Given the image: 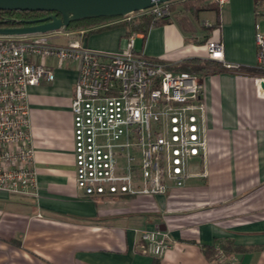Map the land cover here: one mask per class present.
<instances>
[{"label": "crops", "instance_id": "0c3cea01", "mask_svg": "<svg viewBox=\"0 0 264 264\" xmlns=\"http://www.w3.org/2000/svg\"><path fill=\"white\" fill-rule=\"evenodd\" d=\"M254 2H218V10L198 17L178 5L169 21L146 32L128 23L142 16L84 30L88 48L101 51L122 50L135 34L136 51L176 68L207 57L206 42L217 39L226 59L244 68L201 77L209 157L205 165L197 159L192 173L207 175L190 177L164 195L107 199L76 191L71 99L77 69L50 59L55 79L29 88L39 191H0V264H264V91L247 70L257 61L255 26L261 15ZM206 20L212 25L204 26ZM70 32L52 42L81 37ZM140 229L165 231L170 248L161 257L141 253ZM219 239L241 251L211 259L206 249Z\"/></svg>", "mask_w": 264, "mask_h": 264}, {"label": "built area", "instance_id": "2783aa9c", "mask_svg": "<svg viewBox=\"0 0 264 264\" xmlns=\"http://www.w3.org/2000/svg\"><path fill=\"white\" fill-rule=\"evenodd\" d=\"M226 0H218L224 3ZM170 2L130 13L122 20L171 13ZM264 10V6L262 8ZM260 15V14H258ZM264 16V14H261ZM206 27L212 24L203 21ZM255 26V81L264 80V31ZM67 44L47 33L0 35V191L38 195L32 134L30 87L55 79L58 66L75 63L77 78L71 99L75 188L85 197L164 195L185 186L193 162L209 157V126L200 75L179 70L175 63L135 50V34L125 48H88L84 30ZM208 59L222 69L241 71L226 59L221 40L207 42ZM41 215V214H39ZM140 252L161 257L171 246L160 229H140ZM219 252V259L223 257Z\"/></svg>", "mask_w": 264, "mask_h": 264}, {"label": "water", "instance_id": "95a60500", "mask_svg": "<svg viewBox=\"0 0 264 264\" xmlns=\"http://www.w3.org/2000/svg\"><path fill=\"white\" fill-rule=\"evenodd\" d=\"M174 0H0L1 10L49 11V14L27 20L22 26H0V35L47 33L68 27L71 22L94 17H123L154 5ZM256 86L264 91V80Z\"/></svg>", "mask_w": 264, "mask_h": 264}, {"label": "trees", "instance_id": "16d2710c", "mask_svg": "<svg viewBox=\"0 0 264 264\" xmlns=\"http://www.w3.org/2000/svg\"><path fill=\"white\" fill-rule=\"evenodd\" d=\"M217 0L210 2L205 0H174L170 1L171 8H174V5L180 4L182 6L181 9L184 11L190 12V14L194 15L195 17L199 16L201 11L207 9H216L218 10ZM255 5L258 14H264L263 9H259V4L264 5V0H255ZM174 10V9H173ZM49 14V11H23L22 10H1L0 9V26L2 27H12V26H22L25 21L39 19ZM122 17H94V18H86L77 20L75 22H71V24L66 27L65 29L72 31V30H86L87 33L92 32L94 28L100 26L107 21L121 19ZM172 18V13L161 16L155 17L151 15H144L141 17V21L136 23L135 21H128L129 24L134 25L135 29H141L143 31H147L148 28L152 25L164 23ZM221 64L218 61L211 60L208 58H192L187 62L183 63L182 65L178 66L177 69L179 70H186L193 73H200L201 76L213 74L219 71H222ZM244 69V68H243ZM247 69V68H246ZM248 71H256L255 67H251L247 69ZM209 257L214 260L218 253L223 252L227 255L232 254L236 251H241L238 249V246L232 244L231 240L229 239H219L213 246L207 247Z\"/></svg>", "mask_w": 264, "mask_h": 264}, {"label": "rangeland", "instance_id": "374dc122", "mask_svg": "<svg viewBox=\"0 0 264 264\" xmlns=\"http://www.w3.org/2000/svg\"><path fill=\"white\" fill-rule=\"evenodd\" d=\"M178 5H180V4H177V5H174V8H171V6H170V11H171V13H172V15H176L177 14V8H179V6ZM260 6H259V9H262L263 8V3L262 4H259ZM174 9V10H173ZM202 17V16H201ZM259 22H260V28H261V30L262 31H264V16H261L260 17V19H259ZM67 30V29H66ZM72 31H79V30H72ZM76 36H78L77 34H76ZM79 38V37H78ZM75 39H73V40H70V41H74ZM249 72V71H248ZM252 72V71H251ZM253 73V75L255 76L256 75V73H258L257 71H253L252 72ZM199 75H200V73H199ZM202 76H200V78H201ZM192 168H193V170H196L197 168H198V166H197V163H196V161H194L193 162V164H192Z\"/></svg>", "mask_w": 264, "mask_h": 264}]
</instances>
